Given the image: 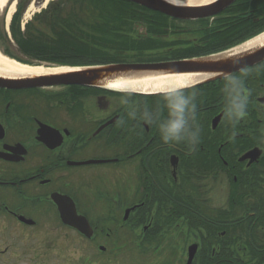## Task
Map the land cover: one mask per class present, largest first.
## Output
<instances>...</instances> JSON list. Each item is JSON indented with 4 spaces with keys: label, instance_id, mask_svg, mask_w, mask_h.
Wrapping results in <instances>:
<instances>
[{
    "label": "flooded vegetation",
    "instance_id": "af4514ba",
    "mask_svg": "<svg viewBox=\"0 0 264 264\" xmlns=\"http://www.w3.org/2000/svg\"><path fill=\"white\" fill-rule=\"evenodd\" d=\"M242 1L220 14L234 17L213 19L221 33L264 24L254 12L264 5ZM244 71L233 74L251 103L235 128L223 117V79L194 85V151L132 119L145 105L166 117L159 94L0 86V264H187L193 244L191 264H264V62ZM60 206L87 218L91 234Z\"/></svg>",
    "mask_w": 264,
    "mask_h": 264
},
{
    "label": "trees",
    "instance_id": "16d2710c",
    "mask_svg": "<svg viewBox=\"0 0 264 264\" xmlns=\"http://www.w3.org/2000/svg\"><path fill=\"white\" fill-rule=\"evenodd\" d=\"M69 1L71 3L65 7L64 4ZM263 3L257 0L254 4L259 7ZM242 4H247V0H243ZM24 8L25 5H19L11 24L19 50L29 60L68 64L155 61L168 58L169 54L174 56L169 58L199 54L217 49L220 42L227 41L226 38L230 40L240 29L234 30L236 25L229 26V34L224 36H220L222 33L218 31L212 35L202 32L205 35L201 39L205 43L203 47L189 44L175 49L170 46L178 39L168 40L165 30L169 17L130 1L53 0L45 10L27 22L22 31L20 22ZM254 12H264V9ZM140 26L145 27L147 35L134 34ZM262 29L264 24H250L247 31L232 42Z\"/></svg>",
    "mask_w": 264,
    "mask_h": 264
},
{
    "label": "water",
    "instance_id": "95a60500",
    "mask_svg": "<svg viewBox=\"0 0 264 264\" xmlns=\"http://www.w3.org/2000/svg\"><path fill=\"white\" fill-rule=\"evenodd\" d=\"M139 3L153 10L161 11L180 19H195L213 16L234 0H217L203 6H191L185 2L175 3L169 0H128ZM264 60V41L253 46L235 47L230 50L176 61L103 63L81 66L72 70L56 71L44 74L0 76V86L19 87L23 85L79 84L105 87L112 83L158 79L161 76L195 75L196 84H202L218 78L225 73H234ZM67 200H69L67 198ZM61 204V203H60ZM63 212V209H61ZM64 216V215H63ZM72 216V215H70ZM70 218L66 216V219ZM73 220V218H70ZM88 222L76 223L85 230ZM196 246L189 249L190 264Z\"/></svg>",
    "mask_w": 264,
    "mask_h": 264
},
{
    "label": "clouds",
    "instance_id": "9594fccd",
    "mask_svg": "<svg viewBox=\"0 0 264 264\" xmlns=\"http://www.w3.org/2000/svg\"><path fill=\"white\" fill-rule=\"evenodd\" d=\"M241 71L244 76H247V72ZM160 79L165 81V86L160 90L159 95L165 102L166 117H162L159 109L151 108L148 105L143 106L139 113L134 111L130 115L133 120L138 119L144 124L156 125L163 143L184 142L188 145L189 151H194L200 138V129L195 124L198 104L194 82L190 77L179 75L161 76ZM222 79L226 98L223 117L230 121L235 128L249 115L252 93L246 87L245 79L240 76L225 73ZM123 103L127 104L128 100H123ZM235 135L236 132L233 131L232 136Z\"/></svg>",
    "mask_w": 264,
    "mask_h": 264
},
{
    "label": "rangeland",
    "instance_id": "374dc122",
    "mask_svg": "<svg viewBox=\"0 0 264 264\" xmlns=\"http://www.w3.org/2000/svg\"><path fill=\"white\" fill-rule=\"evenodd\" d=\"M16 1V8L18 6V2H20L21 0H15ZM23 3L26 2V6L27 8L25 9V12L23 13V20L25 21L26 19H30V17H32L34 15V13L40 12L41 10L45 9V6H43V4L45 3L46 0H22ZM51 1V0H49ZM75 2V1H73ZM71 3V1L67 2L64 4L65 7H68L69 4ZM34 4V7L31 8V5ZM47 5V4H46ZM8 9V7H6V10ZM30 13V15H29ZM6 12L5 11H0V51L2 53L3 50H7L9 51L11 55L9 56H17V57H26L19 49L18 46L12 41L11 39V34L8 32V23L6 20ZM29 15V16H27ZM231 16L229 15H222L220 18H229ZM10 24V22H9ZM217 24H219V22L215 23V20H213V18H208L206 20H199V19H193V20H178V19H173L170 18L169 19V23H168V27L165 28L166 33H167V38L168 40H172L174 38L178 39L176 40L174 43L171 44L170 47H175V49L177 48H182L185 47L186 45H188L190 42H193V38H198L199 34L196 32V30L201 26L204 27L206 29V31H208L209 33H214L216 30L220 29L218 27L221 26H216ZM201 29V28H200ZM176 30V32L174 31ZM136 33H142L144 36L147 35L144 26L140 27L134 34ZM232 41V39H230ZM200 43V42H198ZM228 43V41L226 42V44ZM171 51V50H170ZM173 52V51H172ZM6 54V53H4ZM166 54V53H164ZM14 55V56H13ZM155 55V54H153ZM169 57H174L172 55H168ZM102 168V170H106V167L103 168V166H100V169ZM219 190V186H217V188ZM185 227V226H184ZM185 233H187V238L188 241L192 238L191 236L194 235V232L188 231L187 229L185 230ZM183 239H184V234L180 235ZM186 239H184L185 241ZM86 251L88 254L92 253V250L89 249V247L87 246ZM74 251L72 250V253ZM126 251H122L120 257H127L126 256ZM169 252V251H168ZM77 256V255H75ZM73 257V256H71Z\"/></svg>",
    "mask_w": 264,
    "mask_h": 264
},
{
    "label": "bare ground",
    "instance_id": "6f19581e",
    "mask_svg": "<svg viewBox=\"0 0 264 264\" xmlns=\"http://www.w3.org/2000/svg\"><path fill=\"white\" fill-rule=\"evenodd\" d=\"M49 0H46L43 6L48 3ZM175 3H181V0H169ZM186 4L191 6H203L206 4H210L216 0H184ZM6 7L8 9L6 10ZM34 7V4L31 5V8ZM16 8V1L15 0H0V11L6 12V20L7 22L10 21L12 14ZM30 15V13H29ZM27 15V16H29ZM264 33V32H262ZM264 41V35L259 34L252 39H249L244 45L239 46L240 48L246 46H253L257 43H261ZM68 66L65 65H46V64H29L24 63L16 58L10 57L0 51V75H9V76H18V75H31V74H44V73H51L56 71H65ZM190 77L193 82L196 81L195 75H182ZM165 86V81L158 79H146L143 81H128V82H120V83H112L109 87L115 90H134V91H141V92H149V93H156L160 91ZM81 224V223H80Z\"/></svg>",
    "mask_w": 264,
    "mask_h": 264
}]
</instances>
